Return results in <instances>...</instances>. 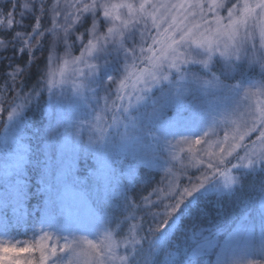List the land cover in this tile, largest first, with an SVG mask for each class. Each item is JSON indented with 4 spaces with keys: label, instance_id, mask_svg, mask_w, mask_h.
Here are the masks:
<instances>
[{
    "label": "snow or ice",
    "instance_id": "snow-or-ice-1",
    "mask_svg": "<svg viewBox=\"0 0 264 264\" xmlns=\"http://www.w3.org/2000/svg\"><path fill=\"white\" fill-rule=\"evenodd\" d=\"M7 3L11 11L4 9V14L0 15V53L11 48L17 50L13 55L25 51L28 53L33 47L36 51L43 46L45 36L50 34L47 41L48 60L59 63L61 57L58 49L62 47L65 66L69 63L68 58H71L73 65L85 64L89 70L80 72L84 80L83 91L78 92L81 95L87 90L93 92L95 98L89 78L99 73L107 62L99 53L105 56L121 50L125 53L123 74L107 77L111 83L105 85L107 90L103 97V111L108 110L111 95L115 94L118 100L124 99L119 93L128 89L129 81H135L132 87L140 93L138 104L154 85L163 81L170 82V87L164 89V95L154 100L147 110L144 117L147 123H141L131 116L128 108L117 109L116 101L112 102L113 111H118V115L113 116V123L123 129L118 133L120 143L140 148L145 157L159 155L162 147L170 148L172 141L176 140L167 139L169 129L174 127L168 123L165 114L169 101L190 104L197 88L225 89L240 95V103L233 113L215 121L202 135L191 137L194 139L179 137L180 141L190 145H208L211 148L214 143L218 152L205 151L198 167L195 160L190 158L191 147L189 155L185 156L187 163L181 162L178 167L177 161L172 159L175 163L166 168L164 176L167 192L163 197L160 196L162 189L156 187L153 189L156 199L142 197L144 203L141 204L127 193L113 191L111 185L115 183L116 173L112 170L108 155L101 153L100 166L94 175L109 185L107 198L122 196L127 208L128 215H120L114 224L111 213L96 216L88 208L73 174V162L68 160L60 173L58 186L45 181V212L66 223L89 218L98 221L102 225L96 236L98 239H90L87 235L63 236L41 229L39 234H33V242L26 246L4 245L0 240V248L5 254H27L25 257L17 255L10 258V264H137V257L143 252L140 245L146 238L152 244L147 245L148 252L143 264H153V257L161 248L166 250L168 264H201L199 245L185 243L188 232L195 234L199 229L189 227L187 231L173 237L171 243H161L153 238L168 224L181 205L208 184L210 179L219 176L226 178L224 181L227 186L236 183L227 169V165L232 168L236 166L232 163L233 159L248 167L258 161L264 163V99L253 102L255 96L264 97V0H55L54 3L51 0H24L18 20L14 15L18 0H7ZM29 13L35 16L31 31H15L24 24L23 17ZM37 14L40 18H36ZM45 17L51 27H42L41 19ZM85 17L89 18L86 26ZM10 30L13 35L8 36ZM37 37L41 40H37ZM76 41L80 42L83 51L79 57H72ZM217 55L225 59L223 66L217 67ZM86 58L96 62L86 63ZM3 60L4 56L0 55V61ZM191 63L201 65L203 70L184 67ZM8 64L13 66L3 76L6 87L0 89V112H7V119L11 120L37 100L41 93V81L38 80L31 90H26L24 78L29 73L28 65L21 67L11 59ZM141 64L145 66L139 67ZM173 70L179 73L178 77L172 75ZM245 72L255 79L244 84ZM43 80V88L51 92L53 88L47 74ZM113 85L116 86L115 92ZM10 91L15 92V96L9 97ZM100 119L95 115L92 120L80 121L66 131L78 138L86 125L89 133L87 143L102 144L110 133L105 134L101 129L100 135L95 134L94 122ZM59 127V124L54 123L49 129V137H54ZM145 136L154 137L151 150L148 151L144 150V145L148 143L143 139ZM22 160V156L17 159V167ZM11 167L6 165L5 174ZM192 167H197L200 172L198 177L187 175ZM173 169L187 176V186L182 182L177 183L174 176L169 180ZM129 171H134V166H130ZM20 180L18 177L16 197L5 199L0 206V215L6 218L11 212H22L28 194ZM104 196L101 193V197ZM216 198L222 199L223 194L218 192ZM118 219L124 224L135 221L129 224V236L132 239L126 241L123 248L112 232L113 225L119 227ZM139 232L145 233L141 240H137L134 235ZM115 235L118 236V233ZM133 256L135 260L130 259ZM5 258L9 259L7 255Z\"/></svg>",
    "mask_w": 264,
    "mask_h": 264
},
{
    "label": "trees",
    "instance_id": "trees-1",
    "mask_svg": "<svg viewBox=\"0 0 264 264\" xmlns=\"http://www.w3.org/2000/svg\"><path fill=\"white\" fill-rule=\"evenodd\" d=\"M24 0H18V8L14 13L15 18L20 19L21 6ZM52 2V1H51ZM116 2V0H114ZM53 3V2H52ZM11 11L10 5L7 3V0H0V15L4 14V9ZM36 18H40L37 14ZM24 24L16 28L15 31H31L32 26L35 24V16L32 13H29L23 17ZM89 22V18L85 17V26ZM42 27H51L48 22V18L45 17L41 19ZM80 27V26H78ZM83 32V29L79 30ZM8 36L13 35V31H9ZM50 37V34L46 35L44 38L43 46L39 47L35 51V47L30 52H24L22 54L13 55L16 53V48L5 49L0 55L4 56V60L0 61V89L5 85V80L3 76L7 75V72H10L12 64H8V60L11 59L15 63L19 64L21 67H24L25 64L29 67V73L24 78L25 79V88L26 90H31V88L36 84L38 80L41 81V89L44 91L41 92V99L45 98L46 90L43 88V76L48 75V52H47V41ZM37 40H41L40 37H37ZM43 42V41H42ZM35 44V42H33ZM83 51L80 48V42L76 41L75 46L72 49V57H79ZM124 55H118V57L113 60L112 63L125 64V53ZM58 55L64 57V50L61 47L58 49ZM33 59L35 62H33ZM71 62V58L69 59ZM217 60V67H219ZM47 64V67L45 65ZM73 64V63H72ZM145 65L141 64L139 67L143 68ZM185 68L189 70L202 69V66L199 64H189L185 65ZM117 68H115L116 70ZM114 71V75L119 77L123 74ZM132 71V69H129ZM252 76L250 73L245 72L243 76ZM73 74L69 73L67 78ZM172 75L178 77L179 73L173 70ZM254 77V76H252ZM102 79H94V81L99 82ZM234 82V81H233ZM103 83V82H100ZM100 83H95L94 91L100 87ZM135 83L134 80L129 81L128 89L124 90V99L118 100L117 97L109 103L108 110L104 117L105 121L101 129L104 130L105 134L110 133L106 137L105 141L102 144L93 145L82 151L79 156L76 158V165L73 171L74 177L76 178V183L79 191L86 196L90 202L92 208L98 214V216H105L111 213V221L114 224L116 219L120 215H128L127 208L124 203L122 196L113 195L110 199L107 198L106 193L109 190V185L100 181L94 173L97 172L100 166V155L101 153L108 155L111 161V167L115 176V183L111 185V188L115 192L127 193L132 198L136 199L138 203L143 204L144 201L142 197H151L155 200L156 195L153 193V189L159 187L162 189L160 196L163 197L165 192L161 184V172L156 169L153 165L145 166L144 164L137 163L138 159H133L131 152H135V148L132 145H123L119 141V129L116 124L113 123V116L118 115V111H113L112 102L116 101L117 109L120 107L128 108L129 114L136 119L140 120L141 123H147L144 119L147 110L152 106L154 100H158L156 97L157 90L159 87L169 86L168 82H161L153 86V88L148 92L147 96L143 101L138 104L137 97L140 95L139 91L132 87V84ZM62 84L54 85V88H59ZM58 86V87H57ZM114 86V85H113ZM139 85H137V89ZM98 93H101L100 90ZM122 96V95H121ZM86 97V96H85ZM264 98V97H263ZM136 104V105H135ZM186 105V104H185ZM188 108V107H187ZM173 108L171 106H166L165 114H171ZM186 112V113H185ZM184 114L190 115V111L185 108ZM95 116V114H93ZM2 122L0 125V206H2L5 199H13L12 197L17 194V178L20 177V183L23 185L25 192L28 194L27 198L24 200V205L21 213L11 212L6 218L3 215H0V219L4 224L6 229H10V233L16 234L27 233V226H30V211L35 209V205L39 203L41 206L45 203V181H48L47 175H49L51 166L49 164L48 157H46L42 150L39 148V142L37 137L34 135L33 127L37 128L47 119L48 114L44 113L43 109L37 110L34 112L31 106H28L24 109L23 120L25 125V130L23 134L18 138L20 142L21 155L24 159L23 165L20 169H12L5 174L3 164V157L5 156L7 150H3L1 147V140L3 138V131L5 127L6 116L2 114ZM94 118L93 116H90ZM155 130V129H154ZM100 135V131L98 132ZM148 143L144 145V150H151V141L154 137L145 136L143 138ZM138 150H141L138 148ZM124 153V154H123ZM141 154L143 152L141 151ZM243 155V152H241ZM160 157L159 155L148 158L147 161L150 163ZM231 159V157H229ZM232 163L236 165L231 167L227 165L228 174H231L236 179V183L232 189H224L219 187L221 190H217L214 187L220 185L218 180L216 183L213 181L214 178L210 179V184L205 185L203 188L199 189L192 196H190L183 205H181L179 211L169 220L168 224L161 229L156 237L153 240L158 242H169L171 243L173 237L177 236L180 232H185L189 227L199 229L195 231V234L188 232V239L185 241L186 244L200 245L201 237L200 233L205 229H216L220 228L225 223H230L238 217L242 210L247 209L249 203L256 201L255 198H259L264 191V163L257 162L252 167L247 165H242L238 160L233 159ZM130 166H134V171L130 172ZM219 177V176H217ZM225 178V177H223ZM221 179V177H219ZM159 182V183H158ZM50 184V183H49ZM216 184V185H215ZM212 189V190H211ZM222 193L223 198L217 199V193ZM101 193H104V198L101 197ZM38 209V208H37ZM24 217V219H23ZM139 220V216H138ZM119 227L115 225L112 226V232L114 238L120 243L121 248L126 241L132 239L129 236V224L135 223V221H129L128 224L120 223L119 219L117 220ZM118 233V236L115 235ZM137 240H141L144 237L145 233L139 232L138 234L134 233ZM152 241L147 238L140 245L143 248V252L139 257H137V264H143L144 257L147 256L148 246L151 245ZM165 249L161 248L157 251L156 255L153 257V264H168L167 257L165 256ZM135 260L136 257L133 256L130 258ZM174 259H179V257H174Z\"/></svg>",
    "mask_w": 264,
    "mask_h": 264
},
{
    "label": "rangeland",
    "instance_id": "rangeland-1",
    "mask_svg": "<svg viewBox=\"0 0 264 264\" xmlns=\"http://www.w3.org/2000/svg\"><path fill=\"white\" fill-rule=\"evenodd\" d=\"M53 3L55 0H51ZM71 11V10H70ZM1 12V11H0ZM124 55L123 51L113 52L105 56L103 53H99L103 59L107 62L103 64V67L99 73L89 78L90 85L94 88L95 83H100V87L96 89L95 98H93V92L85 91L84 95L78 93L83 91L84 80L80 77V72L89 71L85 64H72L69 61L68 65L63 64L65 57L60 56L61 60L59 63H53L49 60L48 66V79L51 82L53 88L54 85H60L59 88L52 89L49 92L47 89L44 99H41L40 95L37 100L29 106L32 107L34 112L43 109L45 114H48L47 119L37 128L33 127L34 135L37 137L39 142V148L43 154L48 157V162L51 166L49 175H47L50 184L59 185L60 173L63 170L65 163L68 160L73 162V171L76 165V158L85 149H90L91 146L87 143L88 128L85 125L81 129L80 136L77 138L75 135H69L66 131L67 128L72 127L80 121L92 120L90 116L93 114L101 117L99 121L94 122L95 134L101 130L104 124V117L106 111H103L105 101L103 99L106 87L105 85L111 82L107 80L108 76H114V71L122 73L123 64L112 63L118 55ZM81 55V54H80ZM79 55V56H80ZM70 58H68L69 60ZM113 59V60H111ZM216 60L218 65L223 66L225 59L217 55ZM96 61L87 60L86 63H95ZM196 64V63H192ZM115 68H117L115 70ZM70 75L67 78L66 75ZM102 79L99 82L94 79ZM255 77L243 76V83L247 84L252 82ZM168 82L169 81H163ZM44 84V83H43ZM6 87V83L3 88ZM58 87V86H57ZM170 87L161 86L157 90L156 97L160 99L164 95V89ZM2 88V89H3ZM116 86H113L115 92ZM100 90L101 93H98ZM43 90L41 89V92ZM44 92V91H43ZM125 92L122 91L119 95L124 96ZM9 97L15 96V92H9ZM86 96V97H85ZM115 94L111 95L108 101V107L111 100L115 98ZM257 99H264L261 96L253 97V102ZM240 103V95L238 92L229 93L225 89L209 88L207 90L197 88L195 90V98L190 104H184L182 101H169L166 106H171L173 111L170 115H167L168 123L173 124L174 127L169 129L167 133V139L172 141L170 148L162 147L160 149V157L153 162L147 161V157L141 154L142 150L135 148V152H131L133 159H138L141 164L145 166L153 165L158 171L161 172V184L164 192H167L164 184V176L166 174V168L171 167L172 163L177 161L178 167L180 163H187L185 156L189 155V149L191 147L190 158L194 159L197 167L199 166L200 159L204 156L205 151H215L218 149L213 143L212 147L208 145H190L180 141L181 136L196 137L202 135L215 121L222 119L233 113L236 109L237 104ZM136 105V104H135ZM188 107V108H187ZM186 110L190 111V115L184 114ZM23 112L18 113L13 119H7V112H0V125L2 122V114L6 116L5 127L3 131V138L1 140V147L3 150H7L3 157V166L11 165L12 169H20L23 165L24 159L20 162L19 167L16 166V161L22 155L20 154L21 148L18 138L23 134L25 130V123L23 120ZM186 113V112H185ZM56 117L54 120L53 117ZM54 123L60 125L57 134L54 137H49V129ZM222 136V134H221ZM217 137L216 139H218ZM177 141H180L179 143ZM203 149V151H200ZM198 153V154H197ZM124 154V153H123ZM172 159H175L173 161ZM197 167H192L188 172V176H199L200 172L197 171ZM176 177L177 183H183L187 186V176H182L176 169L172 170V175L169 176V180L172 177ZM229 176H232L229 174ZM226 178L215 177L213 181L216 183L218 180L219 186L217 190H221L219 187L224 189H232L234 184L231 186L225 185ZM236 180V179H235ZM210 184V181L209 183ZM207 185V184H205ZM204 185V186H205ZM216 185V184H215ZM212 190V189H211ZM87 201V206L91 211L98 216L95 210L92 208L90 202L84 194H82ZM260 197L255 198L256 201L249 203L247 209L242 210L236 219L230 223L223 224L220 228L216 229H205L200 233L201 243L198 251L200 254L201 264H264V191ZM13 199L15 196L12 197ZM47 201L41 206L39 203L35 205V209L32 208L30 213V226H27V233L16 234L10 233V229H6L0 219V240L3 241L4 245L11 246H26L32 243L33 234H39L41 229L46 231H53L58 235L69 236V235H87L90 239H98L99 230L102 225L98 221L93 219H85L80 222L66 223L63 220L49 216L45 212ZM38 208V209H37ZM24 219V217H23ZM9 259H6L5 256ZM20 255L21 257L27 256L26 253H13L9 252L5 254L0 248V264H10V258ZM59 259V258H54Z\"/></svg>",
    "mask_w": 264,
    "mask_h": 264
}]
</instances>
